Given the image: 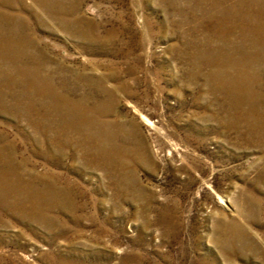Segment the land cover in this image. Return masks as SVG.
Wrapping results in <instances>:
<instances>
[{
	"label": "rangeland",
	"instance_id": "374dc122",
	"mask_svg": "<svg viewBox=\"0 0 264 264\" xmlns=\"http://www.w3.org/2000/svg\"><path fill=\"white\" fill-rule=\"evenodd\" d=\"M0 264H264V0H0Z\"/></svg>",
	"mask_w": 264,
	"mask_h": 264
},
{
	"label": "bare ground",
	"instance_id": "6f19581e",
	"mask_svg": "<svg viewBox=\"0 0 264 264\" xmlns=\"http://www.w3.org/2000/svg\"><path fill=\"white\" fill-rule=\"evenodd\" d=\"M48 88V87H47ZM63 94V93H62ZM62 100V99H61ZM86 104V103H85ZM64 107V106H63ZM76 107V106H75ZM6 176V175H5ZM222 199V198H221Z\"/></svg>",
	"mask_w": 264,
	"mask_h": 264
}]
</instances>
